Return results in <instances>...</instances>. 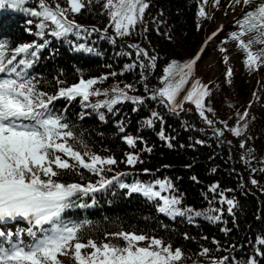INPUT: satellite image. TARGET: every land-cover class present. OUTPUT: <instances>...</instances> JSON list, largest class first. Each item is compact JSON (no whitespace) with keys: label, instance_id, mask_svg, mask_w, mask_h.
<instances>
[{"label":"trees","instance_id":"trees-1","mask_svg":"<svg viewBox=\"0 0 264 264\" xmlns=\"http://www.w3.org/2000/svg\"><path fill=\"white\" fill-rule=\"evenodd\" d=\"M47 2L55 7L53 0ZM55 2L67 7L65 0ZM146 2L149 7L143 20L126 36L115 34L103 8L104 0H91L80 13L68 15V19L87 31L82 30L79 36L70 33L59 38L50 34L55 27L50 22L45 21L47 26L43 29L37 27L42 18L32 15L31 10H39L38 0H28L15 10L0 9V41H6L11 48L23 43L47 42L39 59L28 70L40 90L55 94L59 88L78 83L81 78H95L99 82L94 89L107 92V95L91 96L84 103L79 97L53 102L55 112L64 116L77 141L84 145L71 141L79 151L117 160L115 165H105V169L112 170L102 175L111 179L124 174L107 189L77 200V204L89 206L68 209L64 218L89 222L82 232L85 241L88 238L104 240L105 233L120 230L162 238L173 249H182L183 258L178 264H213V260L224 257L229 258L227 264H247L250 259L264 264V255H257L258 251L264 252V245L257 243V238L264 239V172L260 171L264 169V66L249 71L243 64L244 53L235 41L227 40L231 32L237 31L235 21L259 0H253L250 7L242 2L233 5L231 0H221L218 8L208 0L205 11L211 19L198 18L201 0ZM218 18L223 19L222 30L208 42L193 76L176 98L182 107L173 110L167 101L161 102L162 97L152 99L154 90L164 86L163 69L173 60L183 63L194 57L216 31ZM41 31L43 36L37 34ZM129 45L143 49L148 57L155 56V67L141 69L140 63L147 65L149 59L137 57L138 49ZM221 47L228 49L227 53H221ZM261 48L264 44H255L252 50ZM224 55L228 56L227 63ZM209 56L215 59L218 69H212V64L207 63ZM128 65L135 66L127 69ZM229 68L233 74L226 78ZM101 77L106 79L100 80ZM194 80L210 90L205 103L212 111L206 110L205 115L213 121L211 125L199 116L192 103L183 100ZM125 85H132V89H126ZM114 88L124 89L128 96L139 97L143 103L123 101L113 105L111 111L108 107L92 106L117 95ZM245 110L248 116L240 121L238 114ZM153 112L157 113L156 117L152 116ZM148 121H152L151 126ZM245 124L247 127L240 137L231 133L232 127ZM217 131L223 134L216 135ZM129 136L135 140V147L126 142L125 137ZM242 141L244 148L239 146ZM128 153L137 155L140 162L128 165L125 162ZM61 179L66 183L87 184L96 183L100 177L79 169ZM253 179L256 185L251 183ZM156 180L171 182L173 188L162 191L161 195L179 198L177 207L193 212L169 217L158 212L160 201L119 187L121 182L129 185L139 182L152 184L159 191ZM212 185H217L215 192L210 191ZM221 193L225 200H234L236 207L232 214L228 213L227 204L221 202ZM195 212L202 215L195 216ZM216 215L220 220L213 222L207 218ZM185 234L190 239H185ZM203 248L210 249V253L201 255ZM59 259L62 264H75L68 256Z\"/></svg>","mask_w":264,"mask_h":264},{"label":"snow or ice","instance_id":"snow-or-ice-1","mask_svg":"<svg viewBox=\"0 0 264 264\" xmlns=\"http://www.w3.org/2000/svg\"><path fill=\"white\" fill-rule=\"evenodd\" d=\"M27 2L28 0H0V9L15 10L22 8ZM53 2L55 7L50 6L47 0H38L39 10H31L32 15L42 18L38 28L43 29L47 26L45 21L50 22L55 26L50 34L58 38L70 33L79 36L82 30L87 31L74 20L68 19V15L80 13L91 0H65L67 7H62L55 0ZM241 2L246 7L253 4V0H231L233 5ZM207 3L208 0H201L198 18L211 19L205 11ZM220 3L221 0H212L214 8H218ZM148 7L146 0H104L103 3L117 36L130 35L143 20ZM235 25L237 31L231 32L227 40L235 41L237 48L244 53L245 67L249 71H255L264 66V48L256 52L252 50L253 45L264 44V0H259L254 8L243 12L241 18L235 21ZM222 27L207 38L194 57L183 63L173 60L163 69L161 83L164 86L154 90L152 99L156 96L162 97L161 102L167 101L173 110L182 107V104H177L176 98L189 83L208 42L218 35ZM37 34L43 36L44 33L41 31ZM245 36L251 38L245 40ZM46 43H23L11 48L6 41H0V264H62L60 256L71 257L75 264H178L183 258L182 249H173L172 245L162 238L142 232L120 230L105 233L104 240L88 238L85 241L82 232L89 222L65 220L64 213L68 209L89 206L77 204V200L107 189L124 174L106 179L102 175L103 172L112 169H105V165H115L117 160L111 156L101 157L88 151H79L76 143L71 141L84 145L77 141L64 116L57 114L53 108V102L60 98L71 101L79 97L84 103L89 101L91 96L107 95V92L101 93L94 89L93 86L99 81L95 78H81L78 83L61 87L55 94H48L38 88L35 77L29 74L28 70L39 59V53ZM129 47L138 49L137 57L142 55L149 59L147 65L140 63L141 69L155 67V56L148 57V53L136 45ZM219 51L227 53L228 49L221 47ZM223 59L225 63L228 62L227 55H224ZM134 66L128 65L126 68L131 69ZM232 74V69L229 68L226 78H230ZM103 79L106 77L100 78ZM125 88L132 89V85H125ZM113 92L117 95L112 99L92 106L108 107L111 111L113 105L123 101L143 103L139 97L128 96L124 89L114 88ZM210 95L207 85L194 80L183 96V100L192 103L199 116L209 125L213 121L207 118L205 111L212 109L206 106L205 101ZM238 115L239 120L244 121L248 112L245 110ZM152 116L156 117L157 113L153 112ZM101 119H104L103 115ZM147 123L151 126L152 121ZM246 127L247 124L243 127H232L230 131L234 136L240 137ZM222 134L220 131L216 132V135ZM159 135L162 140L165 139L163 131ZM125 139L129 146L135 147L136 142L132 137ZM239 146L244 148L245 143L242 141ZM125 162L134 166L140 160L137 155L128 153ZM79 169H85L100 179L96 183L87 184L66 183L61 179L66 173L78 172ZM260 171L264 172V169ZM192 179L195 180L196 177ZM251 183L256 185L257 181L253 179ZM155 185L159 186V191L154 190L152 184L119 183V187L128 189L129 193H140L149 200L160 201L158 212L169 217L185 216L193 212L192 209L178 208L177 205L181 202L179 198L161 195L162 191L173 188L171 182L156 180ZM216 188L217 185H212L210 191L215 192ZM220 195L221 202L227 204V211L232 214L236 207L234 200H225L223 193ZM194 215L200 216L202 213L195 212ZM207 218L215 222L221 217L216 215ZM21 224L24 226L20 227ZM184 238L190 239L187 234ZM257 243L264 245V239L257 238ZM209 253L210 249L203 248L200 254ZM257 255H264V252L258 251ZM228 260V257H224L219 261L213 260V264H227ZM247 264L257 262L250 259Z\"/></svg>","mask_w":264,"mask_h":264},{"label":"rangeland","instance_id":"rangeland-1","mask_svg":"<svg viewBox=\"0 0 264 264\" xmlns=\"http://www.w3.org/2000/svg\"><path fill=\"white\" fill-rule=\"evenodd\" d=\"M221 26H223V19L222 18H218L216 23H215L214 29L217 30ZM207 63L212 64V69L214 68V70L219 68L218 64L215 62V59L213 57H211V56L208 57Z\"/></svg>","mask_w":264,"mask_h":264}]
</instances>
